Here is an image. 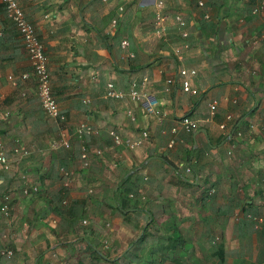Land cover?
<instances>
[{
	"label": "crops",
	"instance_id": "1",
	"mask_svg": "<svg viewBox=\"0 0 264 264\" xmlns=\"http://www.w3.org/2000/svg\"><path fill=\"white\" fill-rule=\"evenodd\" d=\"M15 1L42 43L51 93L64 121L54 125L42 114L35 96V77L0 2V142L7 159L13 158L12 150L19 145L30 154L50 152L40 161L41 166L49 167L57 150L51 152L48 146L61 136L73 143L80 122L98 130L99 136L86 139V143L101 150L102 157L91 163L85 177L72 163L71 169L75 166L82 179L76 180L77 186L74 178L69 179L66 206L59 210H78L84 205L79 225L70 226L47 211L48 198L16 199L15 193L7 194V215L0 213V249L12 250L13 256L0 257V264H87L91 255L84 229L90 225L95 240L102 242L107 235L99 227L106 215L109 231L116 230L122 241L130 240L131 232L136 233L132 226H142L144 215L125 225L116 211L111 215L106 207L103 215L90 213V201L81 191L88 185H113L109 197L113 205V191L126 177L130 184L140 186L141 201L137 203H143L137 208L147 212L150 233L173 230L178 237L165 236L182 238L179 251L172 256L174 261L162 264H220L211 242L224 230L230 237L219 249L224 256L222 264H264V228L250 231L251 227L239 225L237 234L229 228L237 224L236 216L242 219L245 213L264 217V18L249 15L260 0H205L208 21L200 20L189 0H163L170 19L179 12L187 22L188 48L180 61L173 54L181 42L172 23L164 35L154 33L155 0H127L121 13L113 0L105 4L100 0ZM243 16V24H239L236 18ZM122 40L128 43L125 51L119 48ZM178 67L196 71L190 81L195 96L178 92L171 98L161 93L164 79ZM23 74H27L25 79H21ZM8 75L15 85L6 80ZM143 79L147 83L141 86ZM131 81L165 114L163 128L156 125L154 115L146 113L145 99L131 103L103 98L107 83L126 92ZM213 100L217 105L211 113L208 104ZM184 114L197 122L198 129L178 134L173 149H165L168 128ZM220 124L224 130L218 128ZM142 130L148 138L134 151L113 147L107 133L114 131L125 141L137 138ZM161 130L166 135H161ZM189 160L194 163L186 173ZM14 164L0 172V185L5 184L8 191L24 187ZM41 166H25L28 182L38 186L41 176L49 181ZM63 214L66 217L67 213ZM147 240V246L154 245ZM110 253L109 258L119 254Z\"/></svg>",
	"mask_w": 264,
	"mask_h": 264
},
{
	"label": "built area",
	"instance_id": "2",
	"mask_svg": "<svg viewBox=\"0 0 264 264\" xmlns=\"http://www.w3.org/2000/svg\"><path fill=\"white\" fill-rule=\"evenodd\" d=\"M104 1V0H103ZM117 1H126V0H117ZM192 4H194L197 11L202 12V19L208 20L209 15L205 11V0H189ZM6 20H8L16 29L23 51L27 57L29 62V66L31 71L35 77V96L39 103V107L44 117L53 122L54 124H59L64 121L63 115L60 113V109L52 96L51 87H50V78L46 68V59L44 56V50L42 43L39 41L38 37L34 33L31 25L26 21L24 15L17 5L15 0H0ZM122 7H117V12L121 13ZM162 12L165 15H162ZM154 14L156 16V24H155V35L160 37L165 32L164 24L170 28V24L172 23L173 28L179 34V36L187 42V32H186V23L180 13L174 15L171 19L169 18V14L165 11V6L163 0H155L154 3ZM252 15H259L264 18V0H260L259 3L252 9ZM162 23V24H159ZM111 26H115V21H111ZM2 28L0 27V35ZM128 43L125 40L120 41L119 48L121 50H126ZM188 48L187 43H183L182 47H177L173 50V54L175 58L180 61L182 59L181 53L182 49L186 50ZM129 58H132L131 53H127L126 55ZM195 76V71L191 68H183L179 67L173 72L169 77H166L163 81L162 91L169 92V88L172 89V92L177 94L178 92L187 93L190 95L195 94V90L191 88L190 79ZM27 74H23L21 79H25ZM14 78L10 75L6 76V80L11 84L15 85L13 80ZM147 81L143 79L141 86H144ZM23 95V94H22ZM123 94L119 92H115L113 89V85L111 83L106 84V91L103 98H112V99H121ZM127 97L133 103L140 102L141 99H146V96L142 92H138L136 86L131 85L129 92L127 93ZM217 102L213 100L208 104L209 111L211 113L214 112L216 108ZM146 113L154 115V119L156 121V125H161L163 119L165 118V114L157 111L155 102H151L149 108L146 109ZM4 116H8L7 113ZM229 119V116L226 117ZM197 128V122L191 120L187 115H182L179 118L175 119L171 127L169 128L167 134L168 139L165 147L167 149H171L177 142L176 137L179 132L189 133ZM219 129H223V126L220 124ZM108 136L111 138L113 147H123L128 151L136 150L138 147L142 145V143L147 140L148 135L146 130H142L139 132V135L135 139H129L122 141V139L115 134L114 131H108ZM161 135H166V133L161 130ZM75 138L79 142V153L76 160L77 168L80 171H86L90 166L91 162L98 160L102 157V151L96 148L90 147L86 143V139L88 138H96L99 136V132L97 129L92 128L85 122H80L76 125L74 129ZM69 140L61 136L59 141L51 143L48 148L51 151H56L61 148L64 150L68 149ZM30 152L26 149L20 147L19 145L13 148L12 156L13 158L8 160L6 157V150L2 143L0 142V172L8 171L10 165L12 163L20 162L25 157L29 156ZM112 164V163H111ZM112 167L116 168V165L113 164ZM186 172L189 169L185 170ZM59 173L63 175V177L67 178L66 181L62 183L64 187L69 186L68 179L70 178V172L68 170L60 169ZM19 180L24 183V187H22L21 194L24 196L30 195V193H36L37 187L33 185L31 182L26 180L25 175L21 174L19 176ZM89 190L87 193H90ZM8 196H4L2 201L0 202V213L2 215H7L8 211ZM62 205H66V200L61 202ZM253 223L258 226H264V219L256 216L248 217ZM54 222H51L53 224ZM0 256L10 259L12 257V251L9 249H1Z\"/></svg>",
	"mask_w": 264,
	"mask_h": 264
},
{
	"label": "trees",
	"instance_id": "3",
	"mask_svg": "<svg viewBox=\"0 0 264 264\" xmlns=\"http://www.w3.org/2000/svg\"><path fill=\"white\" fill-rule=\"evenodd\" d=\"M100 1L104 4L112 2L111 0H104V1L100 0ZM113 1L117 4V7L118 6L122 7V10L127 5V2H126L127 0L126 1L113 0ZM167 13L170 14V12H167ZM162 15H165V14L162 12ZM249 15H250V12H249ZM155 20H156V16H155L154 11H153V14H152L153 23L155 22ZM164 27H165V32H166L168 27L165 24H164ZM165 32H164V34H165ZM180 42L181 43L179 44L178 47H182L183 43H187L182 39H180ZM184 51L185 50L182 49V52H184ZM183 68H186V67H183ZM195 76H196V71H195ZM194 77H192L190 79V81ZM131 85L136 86V89L138 92H142V89L139 87V85L136 82L131 81L129 83V86H128V89L126 92L117 91L113 87L115 92H119V93L123 94V97L121 99H112V98H104V99L105 100H115V101L127 100L128 102H131L129 100V98L127 97V93L129 92ZM161 93L164 95H168L171 98L174 96V93L172 92L171 88H169V92L162 91ZM195 93H196V91H195ZM195 95L196 94H193L192 96H195ZM141 100H143V99H141ZM131 103H133V102H131ZM51 123H53V122H51ZM161 123H162L161 125H157L158 127L160 126L159 128H163L164 120ZM50 126H51V128H53L52 125H50ZM169 128H168V130H169ZM74 137H75V135H74ZM57 151H61V153L62 152H67V153H65L63 155V157H59L58 155H54V157L50 161V166L49 167L44 166L46 174L49 176L48 177L49 181L46 182L45 178L43 176H41V178L38 180V182L40 184L38 186L44 187L46 192L44 189H42V192H40V194H39L38 193L39 187L37 186V192L35 193V196L38 198H44V197L48 198L49 199V207L47 208L48 209L47 211H53L54 214L59 216V218L62 222L68 221V225L70 224V226H74L75 224H77L79 222V219L81 218V215L83 214V212L86 211V208L84 205L81 204V206H79L78 210H76L78 207H70L69 211L66 210L65 212H62L59 210L61 208V202L66 197V192H68V190H67L68 188L64 187L62 185V183L64 181H66L67 178L63 177V175H61L59 173V170L60 169L66 170L69 168V166L72 165V163L76 162L77 157H78V153H79V142L76 138H74L73 143H71V144L69 143L68 149L64 150L63 148H61ZM48 154H50V152H48V153L47 152L31 153V154H29V156L22 159L21 164L30 163V164L40 165L41 159L44 158L45 156H47ZM91 165L92 164H90V166ZM90 166L88 167L87 170L90 169ZM29 167H31V166H29ZM27 168L28 167H25L24 168L25 170H23V171H28ZM46 174H44V175H46ZM81 176H83V175H81ZM175 177L178 179V181L180 183H183L184 180L179 178L178 174H177V176L175 175ZM128 179L129 178L126 177L123 181H121V183L119 185L117 184V186H116L117 188L114 189V191H113V198H112L113 205L109 206V207H111L110 210H112L111 215H114V212L116 211L118 217L121 219V223L127 225L129 223V221H128L129 217L134 216V217H138V218L141 217L142 218L141 214H144L143 219L145 220V222L143 223L142 226H139V227L136 224L134 226H132V229L138 231L137 238L135 240H133L131 242V244L129 246H127V248L123 249L119 254H114V256L111 259L99 251L100 249L98 248V246H101L100 248H102V242L95 240L97 238L95 235V232L92 229V227L90 225H88V227H87L88 230L85 228L84 233L86 234V238H87V242H88L87 248L90 251V255H91L90 264H97L99 261H101V262L106 261L107 263H110V264H162L164 260L174 261V259H172V256H176L177 252L179 251L178 248L181 247L180 243H182V238L172 240L171 238H168L166 236L162 237L159 235H155L157 233L156 231H155V233L153 232L154 236H152L153 233L151 234L149 231L150 229H148V226H146V223L148 221L147 212L142 210L141 208H137L138 203L141 201L139 199L140 198V192L138 191L140 189V186L137 184V182L130 184V182H128ZM4 190L6 191L5 184L0 185V201H2L3 197L7 195V194H5ZM21 190L22 189L20 188V190L17 191V193L20 195H22ZM128 198H129V200H128ZM137 200H140V201L137 203ZM140 203H143V202H140ZM130 210H132V211H130ZM63 213H65V214L67 213L65 215L66 217H64ZM247 214L251 215L249 213H245L242 216V219H240V218L237 219V224H238V225L236 224L237 226L236 225L234 226L232 224L230 225L229 228H233V233H236L235 229H237V228H239V229H237V231H240L239 225H244V226L247 225L248 227H251L250 231H253V230L255 231L253 222L251 220L245 218V215H247ZM91 221L92 222L96 221V216L94 218H92ZM136 223H138V222H136ZM77 225H79V224H77ZM99 228L101 229V231H103V229L101 227H99ZM140 230H141V232H139ZM224 231L221 235L218 236L217 240H212V242H211V245H214L217 248L214 252H215L216 258L218 260V263H220V264L223 263L224 256L222 255V253H219V249H222L223 243L225 241H227V239H229V237H230V235L227 232L224 233ZM249 233H251V232H249ZM148 238H149V241H151L154 245H148V246L146 245L145 242L148 241L147 240ZM164 238H166V240H164ZM163 245H164V247H163ZM214 246H211V248L215 249ZM147 247H149V248H147ZM113 251L116 252L115 249L114 250L112 248L109 249V252L113 253ZM219 254H221V257H219ZM169 256H171V257H169ZM157 259L159 260L158 262H156Z\"/></svg>",
	"mask_w": 264,
	"mask_h": 264
},
{
	"label": "rangeland",
	"instance_id": "4",
	"mask_svg": "<svg viewBox=\"0 0 264 264\" xmlns=\"http://www.w3.org/2000/svg\"><path fill=\"white\" fill-rule=\"evenodd\" d=\"M224 9L222 8V9H220V14L218 13V15H217V17H215V20H217V18L221 15V11H223ZM238 17V16H237ZM240 17V16H239ZM245 16H243V17H241V18H236V19H238V23L239 24H243L242 22H243V18H244ZM236 21V20H235ZM210 22H211V20H210ZM190 33H188V35H189ZM257 44V43H256ZM175 48H177V46H175L174 48H173V50L175 49ZM145 102H146V104H147V108H149V106H150V104H151V101H149L147 98L145 99ZM52 152V151H51ZM53 155H58L59 157H63V153H61V151H56V152H54L53 153ZM44 163V162H43ZM48 163V162H47ZM109 163H110V161H109ZM21 161L20 162H17V163H15L13 166H14V168H16V167H18V169H19V171H20V173L21 174H23V175H25L26 177H28V179L30 178V176L28 175V171H23V170H25L24 168H25V166H32L33 168H37L39 165L38 164H30V163H23V164H21ZM75 164V163H74ZM74 164H72L71 166H73ZM16 165V166H15ZM40 166H41V163H40ZM71 166H69V170H71V172H72V174H71V176H70V179H71V177L72 178H74V185H76L77 186V183H79V182H76V180H79V179H82V178H80L79 177V174H81L80 172L77 174V176L75 175V173L73 174V170L75 169V166L71 169ZM24 167V168H23ZM42 167H44L43 166V164H42V166H41V168ZM23 168V169H22ZM17 169V168H16ZM17 169V170H18ZM75 172H78V171H76V169L74 170ZM82 172V171H81ZM89 172V171H88ZM82 174H83V176L85 177V174H86V172L84 171V172H82ZM109 175H112L111 174V172H109ZM76 177V178H75ZM86 178H88L89 179V176H87ZM87 179V180H88ZM86 180V181H87ZM89 180H91V179H89ZM93 180H94V177H93ZM85 181V182H86ZM76 182V183H75ZM14 184V183H13ZM86 184V183H85ZM98 187V188H97ZM97 187H95V186H93V185H88V186H84L83 188H81V191L83 192V194L85 195V196H87V198H88V201H90V203H89V207H90V209H89V212L90 213H96V211H98V212H101L100 214H102L103 215V208L104 207H106V208H104L105 210H107V211H112V210H110V208L111 207H109L110 206V204H109V197H110V193H111V190H112V188H113V185H111V186H97ZM91 191L90 193H87L88 191ZM98 190V191H97ZM5 191V190H4ZM97 191V192H96ZM3 192V191H2ZM9 192H11L12 194L13 193H15V198L16 199H20V198H22L23 196L22 195H20V194H18L17 193V190H14V191H12V187L9 189V191H8V188H6V191H5V194H9ZM39 192H42V190H40ZM30 196H35V194H30ZM29 196V197H30ZM101 198V199H100ZM62 206V205H61ZM64 206H66V205H64ZM169 205H167V207H168ZM167 209H170V208H167ZM98 214V213H97ZM96 214V215H97ZM109 214V213H108ZM111 214V213H110ZM144 215V214H143ZM134 216H131V217H129V222H130V220H132L133 221V218ZM104 218H105V220L104 219H102L101 220V222H100V225H101V228L103 229V232H104V234H106L107 236H105L104 237V241L102 242V248H100L99 246V248H100V252L102 253V254H104L105 256H107L108 258L110 257V252H109V248H112L113 250L115 249V251L116 252H119L120 253V251L121 250H123V249H125V248H127V246H129L130 244H131V242L133 241V240H135L136 238H137V234H138V231H136V233H134V232H131V235H132V237H131V239L130 240H126V242L125 241H122V239H123V237H121L119 234H116V230H114V231H109L110 230V220H109V218H108V216L106 215V217L104 216ZM135 219H137L138 217H134ZM56 219V218H55ZM142 219V218H141ZM57 220V219H56ZM148 222H150V220H148L147 221V223ZM108 225L107 227L105 226V225ZM128 227V226H127ZM126 227V228H127ZM127 230H129V227L126 229V230H124L125 232H127ZM151 230H152V228H151ZM139 232H141V230L139 231ZM152 232V231H151ZM155 233V232H154ZM154 233H153V235L152 236H154ZM161 235V236H172L173 238H175L176 236L178 237L179 235H178V233L177 232H174L173 230H171V231H169V230H167V231H162V230H159L155 235H159V234ZM126 234V233H125ZM159 235V236H160ZM119 239H121V242H119L118 240ZM116 252H114L113 251V253H116ZM118 254V253H117ZM114 256V255H113ZM112 256V257H113ZM90 259H91V257H90ZM90 259H88V263L90 262ZM111 259V258H110ZM68 260H70V262H72L73 261V259L72 258H70V259H68ZM87 263V264H88ZM97 264H110V263H107L106 261L105 262H101V261H99ZM168 264V263H167Z\"/></svg>",
	"mask_w": 264,
	"mask_h": 264
},
{
	"label": "clouds",
	"instance_id": "5",
	"mask_svg": "<svg viewBox=\"0 0 264 264\" xmlns=\"http://www.w3.org/2000/svg\"><path fill=\"white\" fill-rule=\"evenodd\" d=\"M258 3H259V2H257V4H258ZM257 4H256V5H257ZM193 5H194V4H193ZM256 5H255V6H256ZM255 6H254V7H255ZM194 7H195V6H194ZM252 9H253V8H252ZM252 9L250 10V16H259V15H252V14H251ZM205 11L208 13L207 8H206ZM198 12H199V11H198ZM174 13H175V14H174ZM174 13L172 14V17H173L174 15L178 14L179 12H174ZM169 15H171V14H169ZM180 15H182V14L180 13ZM198 15H199L200 20H203L202 17H201V16H202V12H201V11L198 13ZM208 15H209V14H208ZM260 17H261V16H260ZM182 18H183V17H182ZM262 18H263V17H262ZM183 19H184V18H183ZM208 20H209V18H208ZM208 20H203V21H208ZM184 21H185V19H184ZM185 23H186V27H185V29H186V32H187V39H185V40L187 41L189 35H188V30H187V22L185 21ZM174 30H175V29H174ZM177 34H178V33H177ZM178 35H179V34H178ZM179 37H180V36H179ZM180 39H182V38L180 37ZM182 40H183V39H182ZM184 115H186V114H184ZM181 116H182V115H181ZM187 116H188V115H187ZM179 117H180V116H179ZM179 117H178V118H179ZM188 117H189V116H188ZM189 118H190V117H189ZM229 119H230V117H229ZM191 120H192V119H191ZM227 120H228V119H227ZM221 125H222V124H221ZM222 126H223V125H222ZM170 127H171V126H170ZM218 128H219V126H218ZM197 129H198V125H197L196 130H197ZM196 130H194V131H196ZM220 130H224V126H223V129H220ZM194 131H192V132H194ZM167 132H168V131H167ZM192 132H189V133H183V134H191ZM180 133H182V132H179L178 134H180ZM178 134H177V136H178ZM235 135H236V136H239V135H240V132H237V131H236V132H235ZM168 136H169V135H168ZM167 139H168V138H167ZM176 140H177L176 142H178L177 137H176ZM166 142H167V140H166ZM166 142H165V145H166ZM173 147H174V146H173ZM173 147H172L171 149H173ZM165 149H167V148L165 147ZM171 149H170V150H171ZM133 151H134V150H133ZM227 154H228V153H227ZM188 162H189V163H188V167H186L185 170H186V169H189V171H188V172L185 171L186 173H189V172H190V168H189V167H190L191 163H194L193 160H189ZM69 179H70V178H69ZM69 179H68V182H69ZM33 185H34V184H33ZM35 186H36V185H35ZM36 187H37V186H36ZM67 188H68V187H67ZM21 189H22V188H21ZM30 194H35V193H30ZM22 196H23V197H29L30 195H28V196H24V195H22ZM63 200H66V197H65ZM0 202H1V201H0ZM61 205H62V204H61ZM62 206H64V205H62ZM251 216H255V215H248V214H247V215H245V218H246V219H249L248 217H251ZM256 217H260V216H256ZM238 218H239V217L236 216V217H235V221H237ZM260 218H263V219H264V217H260ZM249 220H250V219H249ZM252 222H253V221H252ZM81 223L84 224L83 221H82ZM253 225H254L255 230H260L261 228H264V226H259V227L257 226V227H256V225H255L254 223H253ZM105 226L107 227V225H105ZM103 241H104V240H102V242H103ZM0 250H1V249H0ZM9 250H10V249H9ZM11 251H12V250H11ZM12 256H13V252H12ZM0 257H2V256H0ZM2 258H4V257H2ZM11 258H12V257H11ZM5 259H6V258H5Z\"/></svg>",
	"mask_w": 264,
	"mask_h": 264
}]
</instances>
